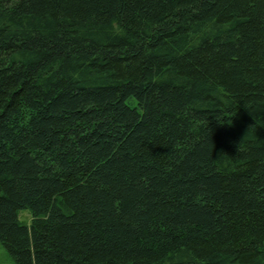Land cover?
Instances as JSON below:
<instances>
[{"label": "trees", "instance_id": "1", "mask_svg": "<svg viewBox=\"0 0 264 264\" xmlns=\"http://www.w3.org/2000/svg\"><path fill=\"white\" fill-rule=\"evenodd\" d=\"M0 242L264 264V0H0Z\"/></svg>", "mask_w": 264, "mask_h": 264}, {"label": "rangeland", "instance_id": "2", "mask_svg": "<svg viewBox=\"0 0 264 264\" xmlns=\"http://www.w3.org/2000/svg\"><path fill=\"white\" fill-rule=\"evenodd\" d=\"M20 217L21 219L27 221V223H30L32 219L29 210H21ZM0 264H17L13 256L10 254V252L1 242H0Z\"/></svg>", "mask_w": 264, "mask_h": 264}]
</instances>
